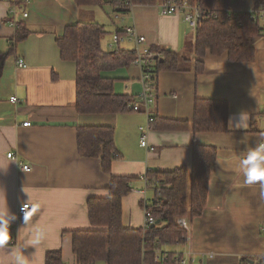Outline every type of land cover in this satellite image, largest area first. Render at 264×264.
Wrapping results in <instances>:
<instances>
[{
	"label": "crops",
	"instance_id": "1",
	"mask_svg": "<svg viewBox=\"0 0 264 264\" xmlns=\"http://www.w3.org/2000/svg\"><path fill=\"white\" fill-rule=\"evenodd\" d=\"M114 1L82 6L76 0L22 1L12 14L10 3L0 0V58L20 24L30 31L15 52L2 63L0 59V264H46L49 250H61L63 264H78L73 231L98 228L90 221L87 201L107 197L113 175L132 179V190L122 201L124 226L144 227L143 201L149 207L155 199L154 185L146 184L144 176L149 169L191 166L194 143L218 148L207 208L189 220L185 244L165 249L192 251L193 264H256L264 257V36L253 40L252 61H231L227 52L207 51L203 72L161 71L156 80L151 112L159 124L192 121L196 97L223 99L229 103L226 132L153 127L142 111L79 113L77 63L62 59L57 42L67 26L99 22L110 35L135 26L149 46L180 54H188L196 40L197 30L181 14H161L159 1L134 4L126 14L117 11ZM244 1L250 7L256 0ZM114 18L124 21L107 29ZM107 43L104 37L105 49ZM20 58L26 67L18 66ZM101 76L115 80L116 93L137 99L145 87L142 69L134 62L104 69ZM81 126L115 128L121 156L111 172L103 171L100 158L79 153ZM143 135L147 146L141 144ZM24 202L34 212L19 219L17 208Z\"/></svg>",
	"mask_w": 264,
	"mask_h": 264
},
{
	"label": "trees",
	"instance_id": "2",
	"mask_svg": "<svg viewBox=\"0 0 264 264\" xmlns=\"http://www.w3.org/2000/svg\"><path fill=\"white\" fill-rule=\"evenodd\" d=\"M79 6L101 4L102 0H76ZM131 1L134 4H154L161 0H115L116 9L129 13ZM208 12L198 25L196 40L188 54H180L159 46L153 50L163 52V61H158L153 73L157 82L161 71H190L196 74L204 71L202 58L210 51L214 55L228 53L231 61H252L255 59V37L264 36V20H253L243 13L233 18L226 11L230 0H189ZM22 3V0H17ZM264 5L256 0L254 6ZM30 31L20 24L17 34L9 43L3 59L15 52L18 42ZM104 24L79 21L66 27L62 37L57 38L63 60L77 63V87L75 107L79 113H124L138 99L129 94L115 92V80L101 76L104 69L128 64L134 59V52L109 50L103 47L107 34ZM229 103L223 99L195 98L192 121L161 120L153 115V127L166 129L192 128L198 132H226L228 127ZM115 128L112 126H81L78 128V150L87 157L101 159V167L111 172L112 163L121 155L115 144ZM218 148L194 143L191 166H180L171 171L149 169L145 175L149 185H154L155 199L149 209L160 223L147 227L131 228L123 224V198L132 190V179L126 176H111L109 195L91 197L87 201L89 218L96 229L73 231V251L78 264H178L172 259L174 252L166 246L185 244L187 230L177 223L179 216H186L190 222L203 214L207 208L210 181L216 169ZM170 253L167 261H156V250ZM247 261V258L244 259ZM264 257L256 264H263ZM46 264H63L61 250H49Z\"/></svg>",
	"mask_w": 264,
	"mask_h": 264
},
{
	"label": "built area",
	"instance_id": "3",
	"mask_svg": "<svg viewBox=\"0 0 264 264\" xmlns=\"http://www.w3.org/2000/svg\"><path fill=\"white\" fill-rule=\"evenodd\" d=\"M10 3V12L12 14L18 13L17 0H7ZM23 3H28L30 0H22ZM134 5L131 1L130 8ZM158 7L161 14L173 15L181 14L184 20L191 26L192 29L197 30L198 25L205 19V15L208 12L205 8L198 4H192L189 0H161L158 2ZM226 11L233 18H239L243 13L250 14L253 20H264V5L246 6L244 0H230V5L226 8ZM27 16L28 13H24ZM16 24V23H15ZM131 43L132 45L127 46ZM107 47L109 50H125L134 52V59L132 62L138 64L142 69L143 82L145 84L144 90L139 94L138 101L133 102L130 106L134 111L146 112L149 117V126H152L154 120L151 112V107L155 102V89L156 82L153 80L155 77L153 70L160 58L163 57L162 51L153 50L151 46L147 44V39L144 35L140 34L135 26H126L121 31L113 34L110 40H108ZM18 66L26 67L27 62L25 59L20 58L18 60ZM31 125V122L27 123ZM141 144L147 146V136H141ZM264 148V143L261 145ZM9 158H15L13 152H9ZM21 167L25 170H30V164H21ZM144 181L148 183V178L144 176ZM142 192L146 193V188L142 189ZM145 198V197H144ZM143 209L145 215V224H154L156 222L155 217L152 215L148 201L144 199ZM34 208L30 202H24L17 208V216L19 219L30 218L33 215ZM177 223L189 230V219L186 216H179ZM9 242L13 243V239ZM170 253L162 251L161 249L156 250L155 260L156 261H167ZM172 259L178 264H193L195 261L194 253L190 250L174 252Z\"/></svg>",
	"mask_w": 264,
	"mask_h": 264
},
{
	"label": "rangeland",
	"instance_id": "4",
	"mask_svg": "<svg viewBox=\"0 0 264 264\" xmlns=\"http://www.w3.org/2000/svg\"><path fill=\"white\" fill-rule=\"evenodd\" d=\"M249 1H251V0H248V2ZM105 14V13H104ZM105 17H106V14L104 15ZM103 18V20L105 19L104 17H102ZM112 19V18H111ZM109 20V22L106 24L107 25V29H109L110 27H113L114 25H115V23L116 24H121V23H123L122 21H124V20H122V19H115V20ZM114 21H116L115 23H114ZM107 22V21H106ZM105 22V23H106ZM113 36V34L112 35H110L109 33L105 36V39H107V40H110L111 39V37ZM130 45H132L131 43H129V44H127V46H130Z\"/></svg>",
	"mask_w": 264,
	"mask_h": 264
},
{
	"label": "water",
	"instance_id": "5",
	"mask_svg": "<svg viewBox=\"0 0 264 264\" xmlns=\"http://www.w3.org/2000/svg\"><path fill=\"white\" fill-rule=\"evenodd\" d=\"M160 61H163V58H160ZM158 223H160V220H157L155 224H152V226H155Z\"/></svg>",
	"mask_w": 264,
	"mask_h": 264
}]
</instances>
